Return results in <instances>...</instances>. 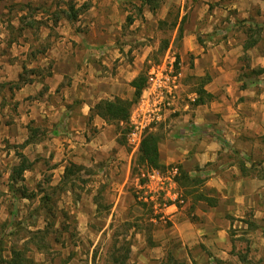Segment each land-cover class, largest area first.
<instances>
[{"label":"crops","instance_id":"0c3cea01","mask_svg":"<svg viewBox=\"0 0 264 264\" xmlns=\"http://www.w3.org/2000/svg\"><path fill=\"white\" fill-rule=\"evenodd\" d=\"M58 1L0 0L1 8L37 7L32 19L39 24L14 35L0 28V85L17 84L0 92L1 113L10 103L14 110L13 123L0 125V170L11 163L7 181L22 154L26 183L47 166L60 180L70 163L83 169L104 163L114 166L111 182L120 190L125 178L117 170L129 167L131 154L118 143L117 125L94 106L130 99L129 82L154 48L148 38L173 21L174 40L183 18L174 46L179 84L153 130L160 162L202 183L187 186L191 192L178 185L185 203L166 205L172 226L153 229L152 241L160 250L173 237L182 245L202 243L224 259L231 223L247 213L256 223L264 218V1L158 0L155 8L147 0Z\"/></svg>","mask_w":264,"mask_h":264},{"label":"rangeland","instance_id":"374dc122","mask_svg":"<svg viewBox=\"0 0 264 264\" xmlns=\"http://www.w3.org/2000/svg\"><path fill=\"white\" fill-rule=\"evenodd\" d=\"M0 9V28L13 35L28 23L33 27L39 25L32 19L38 11L35 6L11 4L1 8L0 4ZM15 17L21 20L18 29L14 24ZM177 19L175 16V21ZM130 22L128 17L126 23ZM175 23L165 22L160 31L148 38L154 48L140 72L147 74L152 65L162 62L170 43V53L177 54L174 46L179 45L180 39L176 36L173 40L170 32ZM140 42L136 40V44ZM126 59L131 60L130 53ZM14 86L16 84L0 85V92H7ZM4 104L1 101L0 106ZM13 113L11 103L4 114L0 110L1 127L13 123ZM158 122L151 124L149 130L154 131ZM122 129L123 126L116 128L117 140L131 154V160L128 168L117 170L125 178L120 190L111 182L114 166L109 168L104 163L76 171L67 180L52 177L56 171L51 172L46 165L41 175L29 183L7 181L5 173L10 170L11 163L3 166L0 170V260L8 259L11 250H20L28 264H164L169 259L182 264H264V218L256 223L250 213L243 222L237 221L238 218L231 223L234 227L227 229L231 247L224 259L214 255L202 243L182 245L176 237L167 240L160 250V242L152 241V230L158 228L162 232L172 226L170 213L165 208L162 213H157L158 205L162 203L161 194L155 195L154 201L143 199L146 171L136 163L138 149L129 146ZM5 144L6 148L10 146ZM168 169L159 171L165 174ZM168 192H178L183 202L176 201L175 204L177 207L184 205L186 198L177 183L174 187L168 186ZM164 202L166 205L172 203L171 200ZM154 205H157V211ZM137 234L139 240L144 237L145 243L133 240ZM161 252L163 255L158 256ZM0 264L5 263L0 261Z\"/></svg>","mask_w":264,"mask_h":264},{"label":"built area","instance_id":"2783aa9c","mask_svg":"<svg viewBox=\"0 0 264 264\" xmlns=\"http://www.w3.org/2000/svg\"><path fill=\"white\" fill-rule=\"evenodd\" d=\"M179 78L180 72L176 56L169 51L162 62L149 68L146 87L134 105L128 120L129 130L126 137L129 146L134 150L138 149L143 132L150 129L151 124L160 121L162 112L171 106ZM165 174L156 169L146 173L147 181L144 184L146 192L143 194V199L154 201L153 197L161 194L162 203L158 205L160 210L157 213H162V209L166 207L164 202L166 200H171L173 204L176 201L183 202L178 192H168V186L176 185L174 176L178 174V167H170ZM154 209L157 211V205H154Z\"/></svg>","mask_w":264,"mask_h":264},{"label":"trees","instance_id":"16d2710c","mask_svg":"<svg viewBox=\"0 0 264 264\" xmlns=\"http://www.w3.org/2000/svg\"><path fill=\"white\" fill-rule=\"evenodd\" d=\"M147 1L156 2L158 0H147ZM156 6H158L157 2L152 4V8H155ZM81 8H83V6ZM69 11L70 13L73 11L72 6H69ZM68 17L71 18V14ZM182 22H183V18L178 27V38L181 37ZM27 25L30 27L33 26L31 23H28ZM146 84H147V74L141 71L129 82V85L133 88V93L130 99L114 97L113 99L101 100L94 106V113L99 117H101L102 119H104L106 122L116 124L119 129H121V127L123 126L122 129L123 132L127 133L129 130L128 120L131 113V109L139 100L143 89L146 87ZM194 103L199 104L201 103V100L198 98L195 100ZM158 143H159V136L157 135L156 132L149 129L143 132L137 150L136 163L138 164V166H142L145 169L146 173L152 169L162 170L165 168V166L160 162ZM19 157H20V162L16 167L13 168L12 174L10 176L12 182L16 180H23L22 174L24 170H26L29 167V163L27 159L22 154H19ZM82 169L83 166L77 165L75 163H70L68 166L65 167L62 180H67L70 175ZM174 181L181 188H183L184 191L187 192L192 191V190L189 191L187 186L202 183V180L189 178L188 174L183 169H181L180 166H178V174L174 176ZM0 261L5 264L29 263L27 258L22 255L20 250H11L10 257L8 259H1ZM242 262L245 263L246 260L243 258ZM164 264H182V262H179L174 259H169Z\"/></svg>","mask_w":264,"mask_h":264}]
</instances>
